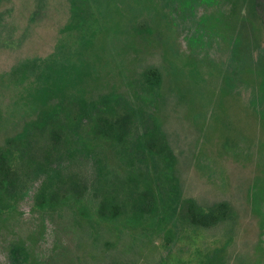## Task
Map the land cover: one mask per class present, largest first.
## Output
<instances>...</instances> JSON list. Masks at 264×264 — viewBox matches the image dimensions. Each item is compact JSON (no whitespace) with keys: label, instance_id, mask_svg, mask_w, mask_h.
Wrapping results in <instances>:
<instances>
[{"label":"rangeland","instance_id":"rangeland-1","mask_svg":"<svg viewBox=\"0 0 264 264\" xmlns=\"http://www.w3.org/2000/svg\"><path fill=\"white\" fill-rule=\"evenodd\" d=\"M123 4L118 32L93 31L77 52L70 0H0V152L11 161L0 264H264V124L248 73L223 83L232 37L264 47V0L201 4L197 16L220 15L195 37L161 12L149 17L155 0ZM54 58L55 78L33 84L31 63ZM32 102L55 114L37 123ZM103 118H125L118 144L99 140ZM43 190L57 199L51 209L35 205ZM185 199L227 202L232 215L192 227ZM103 201L119 208L113 222Z\"/></svg>","mask_w":264,"mask_h":264},{"label":"trees","instance_id":"trees-1","mask_svg":"<svg viewBox=\"0 0 264 264\" xmlns=\"http://www.w3.org/2000/svg\"><path fill=\"white\" fill-rule=\"evenodd\" d=\"M212 1L214 0H155L154 6L150 8L152 12H148L147 15L152 17L154 12H161L162 15L168 16L170 19L172 18L171 20H173L180 29L191 33V35L195 37L196 34H200V32L205 30L204 24L207 19H212L216 14L220 15V11H215L209 12L211 18H209L205 12L197 16L196 9L198 6L200 7L201 4H205L206 2L211 3ZM124 2L128 3L129 0H70V15L69 22L66 24V29L77 36L79 44L77 52L80 51V48L83 49L86 46L87 36L93 31H105L106 35L112 33L116 34L118 32L116 18L122 16ZM186 7L190 10V18L188 20H186ZM130 11L135 13L137 9L134 8ZM174 14H177V19L179 21L175 20ZM190 19L191 22L187 23ZM106 25H108L109 28H107ZM129 25L133 26V23H129ZM136 27L137 32H144L147 30L148 24L144 21L138 22ZM209 39H211V37H209ZM229 44L228 63L230 66H234V68L231 72L227 70L223 76V83L226 85L228 81L234 79L233 77L240 76V73L241 75L248 73V76L253 81L249 103L254 115L260 118L264 124V47H256L254 49L255 51L247 49L240 34L236 37H232ZM210 45L211 41L209 42V46ZM42 62V66H37L38 64L35 66L34 63H31L32 67L36 68L33 76L35 80H32L33 84H41L43 82L46 84V82L54 79L55 75L59 73L58 61L55 58L50 61V63H47L46 60H40V63ZM31 64L26 63L23 65L25 72L32 68L30 67ZM236 70L238 75H236ZM24 78L26 81L29 79L26 75ZM143 78L145 82L151 86H158L161 80L160 72L156 68H147L143 72ZM44 87L43 85L39 87L37 93H35L36 99L37 96L39 97L41 91L44 90ZM11 107H14L12 103ZM27 109L29 112L39 111L36 120L37 123L46 122L55 114L52 109L43 112V110L39 108L38 102H32L28 105ZM1 119L2 117L0 114V120ZM99 122L98 136L100 141L118 144L122 140L125 118H121L119 121L115 122L103 118L100 119ZM29 127L30 125L27 124L25 131L17 134L15 139H22ZM53 137H55L54 133ZM150 153L151 151H147L148 156L151 155ZM8 155H10L9 150L0 152V190L7 187L9 174L11 172V161L8 160ZM4 166L5 168H3ZM35 200V205L41 210L53 208L56 203L55 201H57L52 192H48L47 194L44 190L41 191V194H39ZM108 202L109 201H103L99 210L102 212L106 210V208H109L106 220L113 222L120 214L119 208L111 204V202ZM184 204L186 208L185 219L189 225L195 228H208L214 226L229 219L232 215L231 207L227 202L204 206L199 205L193 199H185ZM148 205L149 207H153L154 204L149 203ZM136 206V211L140 213L142 204L138 203ZM135 217L136 219H140V217L135 214V216L131 217L132 221Z\"/></svg>","mask_w":264,"mask_h":264}]
</instances>
